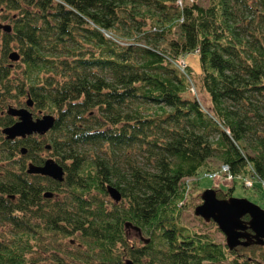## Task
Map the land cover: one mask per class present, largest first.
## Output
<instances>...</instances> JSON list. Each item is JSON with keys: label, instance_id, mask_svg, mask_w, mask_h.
I'll use <instances>...</instances> for the list:
<instances>
[{"label": "trees", "instance_id": "obj_1", "mask_svg": "<svg viewBox=\"0 0 264 264\" xmlns=\"http://www.w3.org/2000/svg\"><path fill=\"white\" fill-rule=\"evenodd\" d=\"M199 1L0 0L11 27L0 29V113L25 98L55 117L44 135L0 144V264L43 262L28 259L31 241L60 264L72 235L67 254L91 264H126L125 253L133 264H264L263 251L250 255L264 245L229 249L180 222L189 180L212 159L233 175L219 198L236 179L264 183V0ZM188 53L199 74L180 65ZM37 152L62 182L24 172L25 159H48ZM109 185L121 194L111 207ZM125 223L148 241L131 247Z\"/></svg>", "mask_w": 264, "mask_h": 264}, {"label": "water", "instance_id": "obj_2", "mask_svg": "<svg viewBox=\"0 0 264 264\" xmlns=\"http://www.w3.org/2000/svg\"><path fill=\"white\" fill-rule=\"evenodd\" d=\"M3 32H10V25L0 23ZM9 59L13 62L19 60L17 52L9 54ZM28 106L32 103L28 101ZM8 113L18 116V121L2 129V133L8 140L16 137L25 138L32 134L44 135L54 125L55 117L47 114L38 118H33L31 112L26 108L17 109L8 107ZM48 148V147H47ZM25 149L21 150L25 154ZM29 173H39L55 181L62 182L64 179V169L54 159L48 158L41 166L28 165ZM108 196L117 203L121 199L119 190L114 186H107ZM46 197H51L52 193H45ZM201 203L194 208V214L204 221H213L225 236V244L229 249L239 245L247 247L251 245H264V209L251 202L247 198L229 196L218 198L216 190L209 188L201 193ZM247 218L245 220L244 218ZM125 228H132L139 239L147 242L148 239L141 235L139 228L125 223ZM126 264H133L129 259Z\"/></svg>", "mask_w": 264, "mask_h": 264}, {"label": "rangeland", "instance_id": "obj_3", "mask_svg": "<svg viewBox=\"0 0 264 264\" xmlns=\"http://www.w3.org/2000/svg\"><path fill=\"white\" fill-rule=\"evenodd\" d=\"M199 2L206 4L207 0H200ZM182 59L187 64L190 65L194 73H197V74L200 73V62H199V57L196 53H188L184 55ZM19 71H20L19 68L13 69V73L16 72L18 74ZM193 92L195 93V90H193ZM201 95L203 97L202 101L205 102L204 93H202ZM24 102H26V100L25 98H22L20 99V104L12 103V102H10V104L15 107L24 106ZM30 110L34 118H35V115L36 117H41V115H44V112H46L42 110L37 111L35 108H32ZM47 114H49V112L45 113V115ZM0 118H2L1 114H0ZM1 128L2 126H0V144L4 141V136L1 132ZM35 138L37 140L38 137H35ZM37 155L38 157L40 158L43 157L44 159L50 157L47 154V152H41V153L37 152ZM20 159H21V155L18 154L15 157L14 161H19ZM27 163H28V159H25V164ZM218 165H219V162H217L215 159H212L209 162L208 168L216 169ZM204 172H205L204 169L200 168L196 179L189 180L192 182L194 181L191 184V187L188 192V195H190L191 198H190L189 204L184 209L181 210L180 222L182 223V225L187 227L189 230L195 231L196 233L203 235L207 240L212 241L213 243L225 244V236L220 231V229L217 227L216 223H214L213 221L205 222L201 217L196 216L194 214V207L201 203L200 195L204 190L217 186L222 191H224L226 187L231 186L232 183L228 180H224L223 178L211 179L208 176H206ZM254 182H255V186L258 187V189L244 187L241 180L236 179L233 184L234 190H233L232 196L239 197V198H247L251 202L259 205L261 208L264 209V186L261 183L256 182L255 180ZM108 200L110 201L109 207H111L113 205V200L110 197H108ZM125 233H126L127 241L131 247H141L142 244L145 243L142 239H139L137 237L136 232L132 228H125ZM59 241L61 243V246H60L61 253H63L64 255L60 264H91L92 263V262H85L83 260L71 257L67 254V252H71L73 253V255L76 254V251H77L76 249L78 247V239L74 235L70 237L61 238V240ZM31 242L33 243V248H32L33 254L28 256V259H30V262H34L33 259H36L38 257H43L44 258V260H42L43 262H40L39 264L59 263L57 261L53 262L48 258V254L44 251V248L43 246H41V243L38 244L37 242H34V241H31ZM258 249L259 248L253 249L250 255L253 256L254 253L256 254L261 251L264 252V248L262 250H258ZM242 255H245V254L243 253L238 254V256H242ZM122 258L124 261L128 260L127 254L125 253L122 256ZM232 261H233V257H228L226 260H223L222 262L216 263V264H233ZM257 263L260 264L258 260L255 263L253 262V264H257Z\"/></svg>", "mask_w": 264, "mask_h": 264}, {"label": "flooded vegetation", "instance_id": "obj_4", "mask_svg": "<svg viewBox=\"0 0 264 264\" xmlns=\"http://www.w3.org/2000/svg\"><path fill=\"white\" fill-rule=\"evenodd\" d=\"M15 63L16 62H13V61H11L10 59H9V56H8V59H7V65H9V66H11V65H15ZM13 107H15V106H13ZM22 107H25V105L24 106H16L15 108H22ZM33 108V104H32V106H30V109H32ZM29 109V110H30ZM31 111V110H30ZM1 116L2 117H6V116H8V117H10V118H12V120H13V123H15V122H17L18 121V116L17 115H12V114H9L8 113V109H5L4 111L2 110L1 111ZM31 114H32V112H31ZM32 116H33V114H32ZM33 118H34V116H33ZM36 118V117H35ZM2 129L3 128H1V131H2ZM3 134V133H2ZM3 136H4V140H6V138H5V135L3 134ZM27 137V136H26ZM25 137V138H26ZM25 138H22V137H16V138H14V139H25ZM14 139H11V140H14ZM8 140V139H7ZM25 148V147H24ZM24 148H22V149H24ZM21 149V150H22ZM25 154L27 153V149L25 148ZM21 154V156H23V155H25V154H22V153H20ZM31 163V161L30 160H28V163L25 165V168H24V172L28 175V176H30V175H32V176H34V175H40V176H43V177H46V178H49V177H47V176H45V175H41V174H39V173H29L28 172V165ZM32 164V163H31ZM43 164V163H42ZM41 164V165H42ZM36 165V164H35ZM41 165H37V166H41ZM13 171H15V172H22L20 169H18V168H14L13 169ZM49 179H51V178H49ZM51 180H53V179H51ZM55 181V180H54ZM55 195V194H54ZM54 195H52L51 197H46L45 195H44V197L45 198H48V199H51L52 197H54ZM245 220H247L246 218H244Z\"/></svg>", "mask_w": 264, "mask_h": 264}, {"label": "built area", "instance_id": "obj_5", "mask_svg": "<svg viewBox=\"0 0 264 264\" xmlns=\"http://www.w3.org/2000/svg\"><path fill=\"white\" fill-rule=\"evenodd\" d=\"M179 63L180 65H183L182 61H179ZM208 176L212 179L223 178L224 180L233 181V175L230 173L229 166L227 164H221L218 169L209 172ZM243 181L245 186H252V183L249 179L243 178Z\"/></svg>", "mask_w": 264, "mask_h": 264}, {"label": "bare ground", "instance_id": "obj_6", "mask_svg": "<svg viewBox=\"0 0 264 264\" xmlns=\"http://www.w3.org/2000/svg\"><path fill=\"white\" fill-rule=\"evenodd\" d=\"M184 6V5H183ZM185 68V67H184ZM191 72V71H190ZM189 72V73H190ZM195 75V74H194ZM28 101H30V100H26V102L24 103V105H25V107H22V108H26L27 110H29L30 109V106H28ZM31 102V101H30ZM32 103V102H31ZM32 106V105H31ZM17 109H21V108H17ZM30 111V110H29ZM31 112V111H30ZM46 112H44V114H45ZM36 135V134H35ZM38 139V138H37ZM187 205V204H186ZM179 208V207H178ZM182 208V207H181Z\"/></svg>", "mask_w": 264, "mask_h": 264}]
</instances>
